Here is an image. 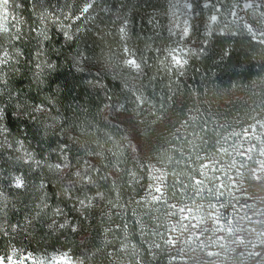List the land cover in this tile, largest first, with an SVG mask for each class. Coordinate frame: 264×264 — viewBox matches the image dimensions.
I'll use <instances>...</instances> for the list:
<instances>
[{
    "label": "trees",
    "instance_id": "1",
    "mask_svg": "<svg viewBox=\"0 0 264 264\" xmlns=\"http://www.w3.org/2000/svg\"><path fill=\"white\" fill-rule=\"evenodd\" d=\"M188 1L177 65L174 0H9L0 256L264 264V0Z\"/></svg>",
    "mask_w": 264,
    "mask_h": 264
},
{
    "label": "snow or ice",
    "instance_id": "2",
    "mask_svg": "<svg viewBox=\"0 0 264 264\" xmlns=\"http://www.w3.org/2000/svg\"><path fill=\"white\" fill-rule=\"evenodd\" d=\"M8 7H9V0H0V32H8V31H9V29H8V27H7V20H8ZM90 7H91V4H89V3H85L84 6H83L82 9H81L82 14H83V13H87V12L89 11ZM211 19H212L213 21H215V20H216V17L213 16ZM17 31H19V29H18ZM249 32L252 33V35H253V39H255V38H256V33L253 32L252 28H249ZM187 34H188V29L185 28V29H184V35H187ZM259 34H260V36H264V31H261ZM15 38L18 39L19 36L15 37ZM259 42L262 43V44H264V39L260 40ZM126 51H127V49H126ZM170 54H171V53H170ZM3 55H4V59H3V60H0V63H7V62H8V60H7V58H8V53H7V52H4ZM173 60H174V62H175L177 65H180V64H181V61H180L179 59H177L175 56H173ZM185 62H186V61H185ZM125 63H126L127 65H129V66H131V67L137 69V70L140 69V64H138V63L136 62L135 59H127V60L125 61ZM38 110H40V109H38ZM221 151H225V150H224V149H221ZM248 151H251V149H249ZM261 154L264 155V151H262ZM249 158H250V157H249ZM57 167H59V165H58ZM206 167H208V165H202V168H206ZM261 169L264 170V163L261 164ZM76 175H77V176H80V173L77 172ZM259 178H260V177L257 176V179H259ZM195 183H196V185H201V184H202V181H200V180H196ZM15 186L18 187V188L23 186V181H22V179H21L20 177H16V178H15ZM220 187H223V185H221ZM155 191H156L157 193H161V188H160V187H156V188H155ZM199 191H202V189H198V193H197V194H199ZM209 191H211V189H209ZM98 195H99V196H102V194H100V193H98ZM162 195H163V194L161 193L160 196H152V199L155 200V201H159V200L162 199ZM80 203H81L82 206L85 204L84 201H80ZM89 206H90V201H89ZM171 207H172V208H176V205H171ZM210 207H213V208H214L215 205H210ZM186 211L190 213V212H191V209L189 208V209L186 210V209L183 208V207H182V208H179V212L182 213V214L185 213ZM188 218H189V217L186 216V215H182V216H181V220L188 219ZM217 222H218V220H217ZM61 227H64V225H61ZM185 227H187V226H185ZM193 227H196V225H193ZM73 230H75V229H73ZM173 230H175V229H173ZM228 231L231 232L232 229L229 228ZM166 242H167L168 244L173 245V246H174L175 243H176V241L173 240L172 238H169ZM242 242H243V241H241V243H242ZM156 247H159V245H156ZM14 255H15V250H13L12 255H8L7 257L0 256V264H16V262L13 260V256H14ZM29 255H30V254H29ZM208 255H213V253L209 252ZM249 255H253V256H256V257H261L262 259H264V254H262V253H260V252L249 253ZM27 258H28V257H22V258L20 259V261H19V264H23L24 259H27ZM66 258H67V254L65 253V254H63L59 259L63 260V259H66ZM52 260H53V261H56V260H57V257L53 256V257H52ZM38 264H43V262H42V261H41V262H38Z\"/></svg>",
    "mask_w": 264,
    "mask_h": 264
},
{
    "label": "rangeland",
    "instance_id": "3",
    "mask_svg": "<svg viewBox=\"0 0 264 264\" xmlns=\"http://www.w3.org/2000/svg\"><path fill=\"white\" fill-rule=\"evenodd\" d=\"M174 13L176 14V24L181 29L182 33V42L178 47L174 50V56L181 61L182 65L185 62V59L189 53L191 41L187 40L190 31H189V15H190V3L188 0H174ZM178 15V16H177ZM188 29V34L184 35V29ZM183 227H179L175 229L174 235H171L173 240L177 241L180 236H188L190 233H194L193 230H191L188 227V224L184 222L182 225ZM187 226V227H185ZM63 254L65 253H59V254H53L49 257L39 259L35 264H38V262H43V264H79V262L76 259H73L71 256L67 254L66 259H59ZM57 257L56 261L52 260V257Z\"/></svg>",
    "mask_w": 264,
    "mask_h": 264
}]
</instances>
